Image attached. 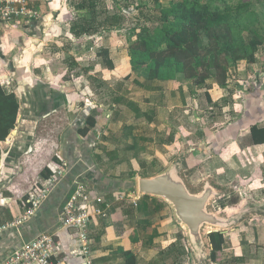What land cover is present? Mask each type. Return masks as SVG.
I'll return each instance as SVG.
<instances>
[{
    "label": "crops",
    "instance_id": "0c3cea01",
    "mask_svg": "<svg viewBox=\"0 0 264 264\" xmlns=\"http://www.w3.org/2000/svg\"><path fill=\"white\" fill-rule=\"evenodd\" d=\"M43 1L42 21L33 22L29 37V42L37 45L28 50L24 46L28 44L27 36L0 21V84L13 91L21 103L15 129L0 141V264L44 233L55 236L61 249L59 258L67 255L74 264H80L77 230L63 228L60 222L76 181L85 182L110 205L107 216L97 217L88 227L95 264H126L127 252L136 257L137 264L186 261L190 254L183 231L166 203L142 197L135 206L132 198L118 201L116 196L136 194L138 178L162 170L178 155L174 152L179 143L192 141L196 131L203 133L198 137L200 145L211 144L208 139L213 136L212 130L198 127L206 112L208 124L217 120L224 123L223 137L227 132H233L234 138L244 134L240 146L257 154V166L263 158L259 154L264 153V144L252 143L250 128L264 126V89L258 88L257 83L254 90L244 87L243 90L249 89L245 94L236 92L238 86L228 92L227 89L234 88L230 79L226 88L212 83L195 90L188 82L180 81L143 84V77L132 74L125 47L120 52L108 45L101 49L109 50L111 67L98 56V49L96 61L81 64L92 87L87 85L84 91H75L64 80L66 67L56 65V55L37 51L43 40L51 37L57 50H62L56 38L66 33L60 22L64 16L60 11L62 0ZM44 28L42 40L38 30ZM37 83L49 85L66 98L62 108L49 111L40 119L34 118L31 111H23V103L28 102L27 91ZM232 98L236 102L233 106ZM217 108L219 111H214ZM88 117H93L95 124L83 134ZM199 144L193 147H200ZM204 150L214 154L216 147ZM63 162L68 164L67 173L54 183L30 219L14 225L29 207L30 186H49L51 171L47 164ZM238 168L244 171L245 167ZM209 174L216 177L218 185L213 173L201 177ZM236 179L240 180L235 177L229 183ZM251 199L261 201L264 196ZM223 235L225 245L219 252L220 261L212 264H264L263 217L253 216Z\"/></svg>",
    "mask_w": 264,
    "mask_h": 264
},
{
    "label": "trees",
    "instance_id": "16d2710c",
    "mask_svg": "<svg viewBox=\"0 0 264 264\" xmlns=\"http://www.w3.org/2000/svg\"><path fill=\"white\" fill-rule=\"evenodd\" d=\"M126 1L136 15L116 10L99 21L98 9L103 0H74L75 8L86 10L91 17L75 18L70 32L80 38L92 29L120 27L128 43L129 66L137 77L145 79L143 84L184 80L204 88L212 80L226 88L231 69L240 61L255 64L256 52L264 45V12L256 8L260 0ZM118 4L115 2V9ZM98 56L111 67L108 49H101ZM26 95L28 102L23 103V111H31L36 119L59 110L66 102L64 94L43 83L29 87ZM20 108L16 94L0 84V141L15 129ZM94 124L93 117H88L82 133ZM250 136L253 144H264V126H252ZM209 237L215 263L217 253L224 248L225 236L214 232ZM125 255L126 264H137L131 252Z\"/></svg>",
    "mask_w": 264,
    "mask_h": 264
},
{
    "label": "rangeland",
    "instance_id": "374dc122",
    "mask_svg": "<svg viewBox=\"0 0 264 264\" xmlns=\"http://www.w3.org/2000/svg\"><path fill=\"white\" fill-rule=\"evenodd\" d=\"M43 2V0L36 1V6L39 11L37 17L38 20L36 19L38 22L42 21V17L44 14V12H42V10L40 9V3ZM115 2L119 3L116 9L114 8ZM75 5L76 4L74 0L61 1L60 11L64 12V16H62L60 22L65 25L66 33H64L63 36H57L56 41L61 42V44L63 45L60 46L62 50H57L56 44L54 43V41H52L53 37L47 40L42 39L45 38L46 28H44V30H38L40 33L39 37L44 41V44L37 51L41 53L44 51L48 55H56L55 60L57 62L59 61V63H57L56 65L61 64V67L62 65L66 67V70H64V80L70 82V85H72L71 87L75 91L82 92V90H85L84 86L90 85V81L85 77V67H82L81 64L96 61L94 55L101 48H104L103 46L112 45L115 48L114 51L119 50L120 52L122 50V47H125L127 53L128 43L125 36L121 34L123 31L120 27H110V29L95 27L97 30L92 29L89 35H83L81 36V38L76 39L70 32H68V29H70V25L72 24L73 20L80 17L90 19L91 15L90 13L86 12V10L76 9ZM256 8L257 11L264 12V0H260V2L257 3ZM116 10L122 11L124 14H127L128 11H132V15L137 14V11L134 10V8L126 0H103V5L101 4L100 8L98 9V20L100 21L102 19H105L106 17L113 15ZM33 22L26 20L19 21L13 24L15 28H18V30L21 31L22 36H27L25 41H27L28 44L24 43L26 50L30 49L33 45H37L36 42H29V37H32L30 32H32L31 26H33ZM262 34L264 38V31L262 32ZM16 36H19L20 39L22 38V36L20 37L18 33L16 34ZM45 60L47 61L46 58ZM77 62L80 63V66L77 64ZM240 72H242V75H239ZM132 74L134 73L132 72ZM258 79L260 80V82L258 81ZM230 80L231 83L233 82L232 85L234 86V88L227 89V91L232 92V90L234 91V89L238 86L236 92L239 93V95L243 93L245 94L249 91V89L247 91L246 89L243 90V88L246 86L251 87L254 90L257 83H259L258 88L264 89V45L261 46L256 52L255 64L250 65L246 61H240L231 69ZM179 81L181 83L188 82L190 84V88H194V90L196 89V87L189 81ZM212 83L214 82L212 80H209L207 86L212 85ZM90 86L92 87V83ZM234 103L236 104L234 98H232V106ZM218 108L216 110H213L219 111ZM203 114L204 115L201 117V122L199 123L198 127H208L210 128V130H212L211 134L213 136L211 137V139H208L212 143L200 145V139L198 137L202 136L203 133L201 134V132L199 133L198 131H196L193 135L194 137L192 141L185 144L183 142L179 143L176 152H174V155L180 154V152L182 151L187 152L197 144H199L203 149H205L206 147H212L213 150L216 147L215 153H212L213 155L211 154L208 157V160L204 161L196 169V171L192 173L190 177L191 181L193 183H196L202 175L213 173L217 176L218 185L220 187H224L235 177L240 178V182L236 190L227 198L224 203L220 205V207L225 209L234 206L245 196L249 198L264 196V153H258L259 157H263L261 159L263 163L258 160V165L256 166L255 156H257V154L251 150H246L244 148L242 149V147L240 146L241 141H244L245 139L244 134L238 136L237 138H234L232 137L233 132H227L228 135L225 138L223 137V132L225 131L222 129V125L224 123H218L220 121L217 120L216 123L213 121L208 124L207 116L209 113L206 112ZM214 117H216V114L214 115ZM203 121L206 123L205 125ZM240 165L242 167H245L244 171H240V169L238 168V166ZM259 168L262 170L261 173ZM260 190H263V192H261ZM234 199L236 200V203H233ZM185 260L186 261H181L180 264H182V262L183 264H192V260L190 258H186ZM219 261V253H217L216 262Z\"/></svg>",
    "mask_w": 264,
    "mask_h": 264
},
{
    "label": "water",
    "instance_id": "95a60500",
    "mask_svg": "<svg viewBox=\"0 0 264 264\" xmlns=\"http://www.w3.org/2000/svg\"><path fill=\"white\" fill-rule=\"evenodd\" d=\"M209 150L193 147L180 152L162 170L151 176H140L137 191L166 203L174 221L183 231L192 264H212V244L209 235L232 231L253 216L264 218V200L247 196L236 205L220 207L236 190L240 180L219 187L214 175H205L196 183L190 179L198 165L210 156Z\"/></svg>",
    "mask_w": 264,
    "mask_h": 264
},
{
    "label": "built area",
    "instance_id": "2783aa9c",
    "mask_svg": "<svg viewBox=\"0 0 264 264\" xmlns=\"http://www.w3.org/2000/svg\"><path fill=\"white\" fill-rule=\"evenodd\" d=\"M37 0H0V21L13 25L19 21H35L39 11L36 6ZM66 162L56 165L48 163L51 171L50 184L41 187L33 183L29 188V207L24 215L13 224L18 225L30 219L36 210L46 199L54 183L58 182L68 171ZM118 201H127L132 198V203L137 206L142 198L139 193L131 195L118 194ZM110 205L105 202L101 195L96 194L82 181H76L69 200L64 205L60 222L63 228H74L77 230V242L80 264H95L92 253V241L89 236L88 227L97 217H106ZM60 247L53 234L44 233L24 244L14 252L4 264H74L70 256L59 258Z\"/></svg>",
    "mask_w": 264,
    "mask_h": 264
}]
</instances>
